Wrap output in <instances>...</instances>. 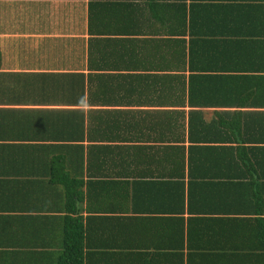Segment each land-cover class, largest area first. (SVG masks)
Here are the masks:
<instances>
[{"label":"crops","instance_id":"crops-1","mask_svg":"<svg viewBox=\"0 0 264 264\" xmlns=\"http://www.w3.org/2000/svg\"><path fill=\"white\" fill-rule=\"evenodd\" d=\"M90 1L0 0V74L83 75L82 86L0 75V107L18 110L0 120V264H57L74 230L82 264H264V194L220 178L232 174L218 155L233 133L199 124L229 119L236 99L218 90L232 87L195 84L190 96L172 80L191 73L190 60L206 70L226 57H207L206 46L188 56L182 38L140 12L147 1ZM244 16L237 30L255 32ZM190 25L235 31L218 18ZM188 97L228 105L195 106L198 126L188 130L186 114L171 135L170 112H188ZM172 137L189 162L152 155Z\"/></svg>","mask_w":264,"mask_h":264},{"label":"trees","instance_id":"trees-1","mask_svg":"<svg viewBox=\"0 0 264 264\" xmlns=\"http://www.w3.org/2000/svg\"><path fill=\"white\" fill-rule=\"evenodd\" d=\"M94 1L97 2L96 0ZM144 1L148 2L145 4L147 8H141L140 12L149 13L153 20L168 26V33L172 38H174L173 36L182 38L175 42L181 43L182 48L187 49L188 56H193L197 52L202 57L204 53H200L201 47L206 46V49L210 51L206 53L207 57H209L210 53L213 54L212 58L215 59H217L218 55L226 57L223 58V61H220L219 66L215 68L207 67L208 69L206 70L199 65L195 66L193 61L190 60L188 68L191 73L187 77L174 76L172 80L182 82V84L186 82L190 96L195 93V89H193L195 84H209V86L224 84V87L228 84L229 87H232L231 90H218V93H222L219 97L228 96L227 99H230L233 96L236 99L235 102L233 101L235 104H232L234 111H228L226 114L229 119L213 120L212 125L203 122L199 124H204L208 127L216 126L221 131L228 130L233 133V135L230 133L228 136L227 140L230 145L227 151L218 155L219 161H223V164L226 161L228 162L229 168H232V174L219 177L226 180L227 183L234 182L233 187H235L236 193L264 194V31H261L262 29L259 30V26L264 28V0ZM90 2H93V0ZM119 5H122V3H119ZM93 6V3L89 4V11L97 12L96 8H99L98 5L95 8ZM248 14L252 15V20L249 24L254 27L252 28L255 32L244 33L238 31L237 22L241 21L246 24L247 20L244 15ZM214 18H218L220 22L221 19L225 22L231 21L232 27H235L233 34L222 32L219 36H217L218 34L211 36L199 35V33L195 34L193 26L190 25V23L195 24L197 21L205 25L213 21ZM185 36L188 37V40H184ZM215 38H218L219 41H214ZM220 38L230 40L221 41ZM204 39L208 41H204ZM0 75L8 76L11 81L15 82L22 81V76L25 79L24 81L32 82L54 80L58 82H77L80 86H82L83 82L82 74H57L53 75L54 78L50 74L8 73ZM25 76H29V78ZM4 93V89L0 90V106H3ZM190 99L188 97V106L191 108L188 112H170L172 115L169 123L171 135H175L173 133L183 124L182 119H184L186 114L188 130L191 131L195 129L196 125L198 126L197 116H201V112L195 111V106L201 105L199 108H203L209 105L212 108H227L226 105H228L224 101L217 104L205 102L203 104H193ZM181 104L183 105V102ZM219 105L221 107H218ZM7 110L18 113V110L0 107V120ZM2 138L4 137H0V139ZM177 140L178 138H170L171 145L165 146L163 152L152 155L159 162L176 164L189 162L193 153L186 154L184 146L179 147V145H176ZM227 140H225V143ZM232 142H234V145H231ZM77 161L82 162V157H78ZM260 204H264V201L261 200ZM0 210H2L0 212L5 211L2 208ZM7 220V215H0V224ZM81 252V233L76 230L69 231L65 233L63 253L60 255L57 264H82L83 256Z\"/></svg>","mask_w":264,"mask_h":264}]
</instances>
